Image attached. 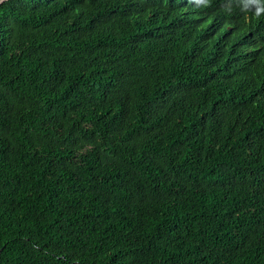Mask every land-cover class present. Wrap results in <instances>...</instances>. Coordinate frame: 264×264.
Masks as SVG:
<instances>
[{
    "label": "trees",
    "instance_id": "16d2710c",
    "mask_svg": "<svg viewBox=\"0 0 264 264\" xmlns=\"http://www.w3.org/2000/svg\"><path fill=\"white\" fill-rule=\"evenodd\" d=\"M0 264H264V0L2 3Z\"/></svg>",
    "mask_w": 264,
    "mask_h": 264
},
{
    "label": "clouds",
    "instance_id": "9594fccd",
    "mask_svg": "<svg viewBox=\"0 0 264 264\" xmlns=\"http://www.w3.org/2000/svg\"><path fill=\"white\" fill-rule=\"evenodd\" d=\"M198 4H203L206 5L207 4V0H197ZM257 15H259V11H257Z\"/></svg>",
    "mask_w": 264,
    "mask_h": 264
},
{
    "label": "water",
    "instance_id": "95a60500",
    "mask_svg": "<svg viewBox=\"0 0 264 264\" xmlns=\"http://www.w3.org/2000/svg\"><path fill=\"white\" fill-rule=\"evenodd\" d=\"M5 1H7V0H0V5H1L2 3H4Z\"/></svg>",
    "mask_w": 264,
    "mask_h": 264
}]
</instances>
